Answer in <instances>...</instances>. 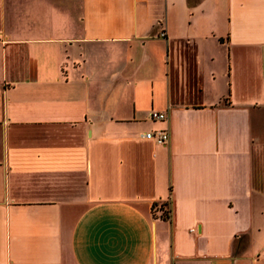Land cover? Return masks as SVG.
Segmentation results:
<instances>
[{
	"label": "crops",
	"instance_id": "crops-1",
	"mask_svg": "<svg viewBox=\"0 0 264 264\" xmlns=\"http://www.w3.org/2000/svg\"><path fill=\"white\" fill-rule=\"evenodd\" d=\"M0 264H264V0H0Z\"/></svg>",
	"mask_w": 264,
	"mask_h": 264
},
{
	"label": "built area",
	"instance_id": "built-area-1",
	"mask_svg": "<svg viewBox=\"0 0 264 264\" xmlns=\"http://www.w3.org/2000/svg\"><path fill=\"white\" fill-rule=\"evenodd\" d=\"M152 119H165L166 115L162 112L152 111ZM143 137L149 140H152L157 143H164L169 139V133L164 130H149L143 134Z\"/></svg>",
	"mask_w": 264,
	"mask_h": 264
},
{
	"label": "trees",
	"instance_id": "trees-1",
	"mask_svg": "<svg viewBox=\"0 0 264 264\" xmlns=\"http://www.w3.org/2000/svg\"><path fill=\"white\" fill-rule=\"evenodd\" d=\"M167 213L164 214V216L166 215Z\"/></svg>",
	"mask_w": 264,
	"mask_h": 264
}]
</instances>
